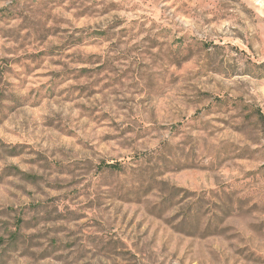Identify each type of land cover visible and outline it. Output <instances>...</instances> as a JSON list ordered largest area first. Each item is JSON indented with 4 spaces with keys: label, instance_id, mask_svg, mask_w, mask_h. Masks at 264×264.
<instances>
[{
    "label": "clouds",
    "instance_id": "1",
    "mask_svg": "<svg viewBox=\"0 0 264 264\" xmlns=\"http://www.w3.org/2000/svg\"><path fill=\"white\" fill-rule=\"evenodd\" d=\"M0 264H264V0H0Z\"/></svg>",
    "mask_w": 264,
    "mask_h": 264
}]
</instances>
